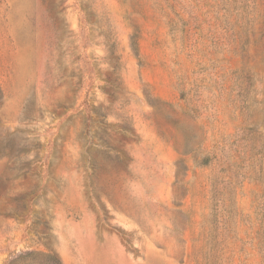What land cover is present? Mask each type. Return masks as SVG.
<instances>
[{"label": "rangeland", "instance_id": "374dc122", "mask_svg": "<svg viewBox=\"0 0 264 264\" xmlns=\"http://www.w3.org/2000/svg\"><path fill=\"white\" fill-rule=\"evenodd\" d=\"M28 253L264 264V0H0V264Z\"/></svg>", "mask_w": 264, "mask_h": 264}, {"label": "trees", "instance_id": "16d2710c", "mask_svg": "<svg viewBox=\"0 0 264 264\" xmlns=\"http://www.w3.org/2000/svg\"><path fill=\"white\" fill-rule=\"evenodd\" d=\"M26 257H32V258H44L46 259V261L48 262V264H60V261L58 259V257L53 254V253H48V254H36V253H28L25 254L23 256L18 257L17 259L9 262V264H16V262L22 258H26Z\"/></svg>", "mask_w": 264, "mask_h": 264}]
</instances>
